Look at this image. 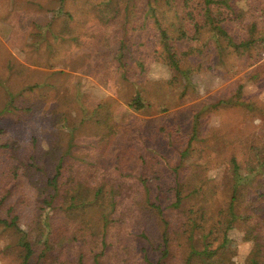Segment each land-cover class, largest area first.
I'll list each match as a JSON object with an SVG mask.
<instances>
[{"label":"rangeland","instance_id":"374dc122","mask_svg":"<svg viewBox=\"0 0 264 264\" xmlns=\"http://www.w3.org/2000/svg\"><path fill=\"white\" fill-rule=\"evenodd\" d=\"M146 4L0 0V217L18 215L34 242L33 264H79L81 255L83 264H95V256L99 264H147L146 258L157 264L163 224L141 201V179L154 196L158 185L165 192L177 180L182 185L185 207L170 210V254L162 263L184 264L186 208L216 218L229 201V159L243 161L264 142V0L223 9L235 42H251L242 49L223 48L220 38L215 43L201 28L203 17L192 23L173 11L159 13L165 27L183 25L173 36L190 74L177 80ZM138 88L149 106L143 112L129 106ZM240 91L246 105H227ZM110 122L116 134L106 144L101 138ZM191 136L194 146L183 157ZM31 157L40 170L29 168ZM61 159L51 216L73 239L40 261L41 215L54 194L47 179ZM77 182L104 190L92 213L67 211L62 194ZM112 191L117 202L125 200L113 210ZM238 198L247 201L244 192ZM17 238L0 226V264H20ZM231 238L236 264H243L252 244L242 230Z\"/></svg>","mask_w":264,"mask_h":264},{"label":"trees","instance_id":"16d2710c","mask_svg":"<svg viewBox=\"0 0 264 264\" xmlns=\"http://www.w3.org/2000/svg\"><path fill=\"white\" fill-rule=\"evenodd\" d=\"M236 2L238 0H147L146 7L152 13L157 26V41L158 45L162 48L161 54L164 63L175 73V80L181 76L188 77L190 74V69L184 67L181 62L176 36H173V33H177L183 29V25L181 21H174L168 27H165L162 21H160L158 14L166 13V10L169 12L173 11L176 19L182 18L192 23L198 21V16L203 17L201 28L210 29L211 38L215 43L220 44V38L227 43L223 48L242 49L249 47L251 42L236 43L224 25L226 20L223 18L225 14L223 9L234 12L232 9L233 4ZM110 3L111 1L107 3L104 1V4L101 5L107 7L108 5H112ZM160 3L161 5L158 7L156 4ZM29 87L27 88L28 90L32 91L34 89L33 86ZM226 104L232 105V107H243L246 105L241 91ZM129 106L137 112H143L149 107L147 99L140 88L137 89L135 95L130 100ZM106 125L107 131L101 139L102 142L108 144L114 138L116 128L111 122ZM196 131L197 126H194V135ZM194 141V136H191L187 148L182 149L183 157H186L193 148ZM262 143L260 146H253L243 161L236 155H233L229 159L231 168V172L228 175L229 184L227 190L229 201L226 209H222L216 218L208 217L203 211H195V205L191 206L189 210L186 208V212H184L186 220L183 224L185 225L183 236L186 237L188 245L187 249H185L186 257L184 264H236L235 252L231 248V245L234 243L231 233L236 230H242L243 240L252 244L251 251L243 264H264V216L262 215L264 213V142ZM29 168L31 170L34 168L40 170V167L33 162V157L29 159ZM62 171L63 159L55 167L54 176L47 179V184L53 189L54 194H52L50 200L44 201L45 207L41 215V225L43 227L41 237L44 250L40 254V261L43 259L48 261L51 257L50 254H54L60 250V245L63 246L65 242L72 243L73 239L63 229L57 230L55 228V220L51 216V213L55 210L53 202L60 195L59 179L62 176ZM140 182L143 189V199L141 201L145 205L144 207H150L158 215L163 224V249L160 247L161 259L157 263L163 264L164 259L170 254L172 239L168 215L172 209L176 211L185 207L182 185L177 180V184L167 192L161 189V185H158L155 188L157 194L154 196L152 188L146 184L145 180L141 179ZM75 184V187L68 189L62 194L65 203L69 204L67 211L92 213L99 206L100 197L103 195L104 190L102 188L93 189L84 186L81 182ZM241 192L245 193L247 201L239 200L238 196ZM169 193L172 197H169ZM124 201L117 202L114 191L110 194V206L112 210L116 206L122 207ZM162 202L166 203L165 206H163ZM123 211L125 209H120V212ZM103 219L105 222L109 221L106 216ZM0 226L6 230H12L17 235V246L20 248V264H33L32 259L36 253L34 242L28 232L20 226L18 215L12 214L9 219L0 217ZM98 258L99 256H95V264H99ZM82 260L81 255L78 260L79 264H83ZM146 263L154 264L147 258Z\"/></svg>","mask_w":264,"mask_h":264}]
</instances>
